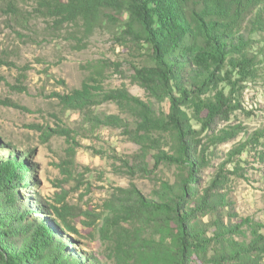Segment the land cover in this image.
Masks as SVG:
<instances>
[{"label":"rangeland","instance_id":"rangeland-1","mask_svg":"<svg viewBox=\"0 0 264 264\" xmlns=\"http://www.w3.org/2000/svg\"><path fill=\"white\" fill-rule=\"evenodd\" d=\"M110 3L89 29L47 0H0V164L18 165L0 202L11 192L84 264H179L163 206L175 199L206 239L185 247L187 264H209L228 236L244 264H264V33L242 31L248 68L215 69L203 89L188 79L184 96L129 0ZM93 62L103 73L85 86ZM82 90L92 101L73 107ZM206 199L220 202L196 209Z\"/></svg>","mask_w":264,"mask_h":264},{"label":"trees","instance_id":"trees-1","mask_svg":"<svg viewBox=\"0 0 264 264\" xmlns=\"http://www.w3.org/2000/svg\"><path fill=\"white\" fill-rule=\"evenodd\" d=\"M47 2L58 18L67 21L83 20L89 29L97 26L101 10L111 4L110 0ZM129 5L140 21L147 40L154 47L159 74L165 80L175 81L184 88V96L188 94L185 87L188 79L198 89H203L204 85L213 81L215 69L221 70L227 64L234 68H248L250 59L247 57V48L250 38L247 39L242 31L264 33V0H129ZM89 66L91 72L85 86L90 81L97 83V75L103 73L97 62ZM185 66L193 67L186 77L183 71ZM124 95L128 97L126 92ZM91 97L86 90L78 91L71 97L75 102L73 107L86 105L92 101ZM173 100L177 102L176 98ZM105 121L111 120L97 118V125L106 123ZM178 128L184 133L183 124H178ZM190 149L195 148L192 146ZM191 162L198 164L192 158ZM17 168L15 163L0 164V190L5 189L6 184L17 174ZM15 198L8 192L6 200L0 202V264H84L73 251H68L67 242L64 243L55 233L54 227L32 216L30 207H18ZM217 201L218 203L215 200H202L196 209L202 208V205L208 208L212 205L215 209L220 202ZM172 202L173 204L163 203V206L174 213L179 225L182 255L178 263L187 264L190 254L186 256L185 247L192 248L193 244L195 248L200 247L206 239L202 238L203 233L195 224L186 225L191 213L185 212V215L180 212L181 206L184 209V203L175 199ZM58 221L61 226L69 229L73 227L66 217H61ZM226 241L224 252L213 257L209 264H230L231 260L244 264L248 258L241 254L245 246L238 244L232 236H228Z\"/></svg>","mask_w":264,"mask_h":264}]
</instances>
